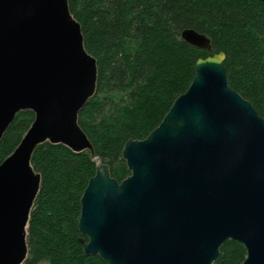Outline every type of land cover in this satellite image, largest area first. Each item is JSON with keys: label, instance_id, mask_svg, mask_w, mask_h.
<instances>
[{"label": "water", "instance_id": "1", "mask_svg": "<svg viewBox=\"0 0 264 264\" xmlns=\"http://www.w3.org/2000/svg\"><path fill=\"white\" fill-rule=\"evenodd\" d=\"M181 37L212 51L194 29ZM225 59H199L160 125L125 144L129 177L120 183L109 165H97L81 198L86 255L106 264H215L233 240L247 250L243 264H264V118L230 87ZM97 82L68 0H0V142L18 113L35 114L0 165V264H23L29 254L37 147L63 144L96 159L79 114Z\"/></svg>", "mask_w": 264, "mask_h": 264}, {"label": "trees", "instance_id": "2", "mask_svg": "<svg viewBox=\"0 0 264 264\" xmlns=\"http://www.w3.org/2000/svg\"><path fill=\"white\" fill-rule=\"evenodd\" d=\"M81 24L87 51L96 58L95 96L79 114L91 141L76 153L63 144L37 147L32 166L41 187L28 225L23 264H106L86 255L79 240L81 198L99 163L120 183L131 175L123 150L144 140L175 100L186 93L199 59L224 53L229 85L264 118V2L257 0H68ZM194 29L211 39L212 51L186 43ZM35 120L17 114L0 142V165L17 149ZM215 264H243L247 250L229 240Z\"/></svg>", "mask_w": 264, "mask_h": 264}]
</instances>
